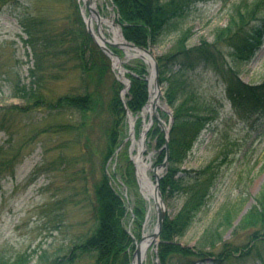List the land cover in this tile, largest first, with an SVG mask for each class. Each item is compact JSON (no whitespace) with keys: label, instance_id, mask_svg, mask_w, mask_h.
<instances>
[{"label":"trees","instance_id":"1","mask_svg":"<svg viewBox=\"0 0 264 264\" xmlns=\"http://www.w3.org/2000/svg\"><path fill=\"white\" fill-rule=\"evenodd\" d=\"M7 1L16 0H0L2 3ZM200 1L203 0H111L115 21L126 40L151 47L160 43L168 33L174 38L173 48L157 57L159 81L168 82L164 94L173 109L168 166L160 179V189L163 195L168 196L182 190L186 197L178 212L172 217L166 215L162 223L156 246L160 264H196L209 256L226 259L236 252L245 257L264 246V184L255 197V203L240 216L235 226V229L248 230L249 238L242 247L222 241L224 232L233 226L239 215L240 206L221 208L215 227L205 228L195 246L182 245L174 240L187 231L196 213L206 203L213 174L206 178L193 175L185 179L178 174L180 164L200 136L207 117L197 108L192 92L177 100V85L168 75L169 64L178 63L185 69L199 65L209 67L222 77L225 96L234 106L247 105L252 111L264 108V78L253 83L244 82L238 76V68L253 58L264 38V0L233 2L223 8L226 21L215 26L212 41L202 39L198 44L188 45L192 27L186 24L185 18L190 8ZM70 5L68 14L49 17L46 23L33 16L24 17L25 42L32 48L34 56L33 66L28 70L29 82H16L14 86V95L21 97L24 105L0 108V114L9 112L17 115L34 109L45 110L51 115L64 111L77 113L76 121L49 122L35 135L61 133L66 141L65 144L61 142V147H68L69 142L78 146V153L70 157L60 153L57 160L62 166L54 169L79 180L84 200L92 205L91 224L84 232L55 249L40 245L32 252H21L14 257L0 255V264H31L34 258L35 264H131L134 245L126 227L130 200L113 184L119 178L129 189L135 187L133 163L127 152L122 150L121 135L126 115L120 96L123 84L112 77L109 57L87 32L77 0H70ZM62 19L63 23L60 22ZM223 47L228 49L227 54ZM227 56L231 61H227ZM125 67L126 76L130 79L126 105L136 115L148 100V72L140 63ZM70 73L77 74L81 82L79 88L68 90L56 98L46 97L43 91L48 89L46 83ZM102 120L104 126L99 128ZM141 122V119L137 121V131L141 129ZM148 132L156 138L160 149L165 143L163 132L158 127ZM12 149L0 145V174L14 170L18 152ZM157 155L163 161L165 148L158 150ZM114 156L117 157L116 165L109 170L106 163ZM97 158L100 166L95 163ZM46 163L51 166V163ZM146 211V202L136 199L132 225L137 237L141 235L139 231ZM219 244L221 247L216 253Z\"/></svg>","mask_w":264,"mask_h":264},{"label":"rangeland","instance_id":"2","mask_svg":"<svg viewBox=\"0 0 264 264\" xmlns=\"http://www.w3.org/2000/svg\"><path fill=\"white\" fill-rule=\"evenodd\" d=\"M238 1L203 0L190 8L185 18L186 24L192 27L188 45L198 44L202 39L212 41L215 26L223 25L226 21L223 14L225 7ZM1 3L0 108L6 109L12 105H24L21 97L14 95V86L16 82L25 84L29 82L28 70L34 61L32 48L25 42L27 35L22 23L24 17L33 16L43 19L46 23L45 20H49V17L68 14L71 5L70 0H16ZM97 8L102 16L115 22L114 6L110 0H97ZM63 20L60 22L63 23ZM68 22L69 20L66 24ZM93 27L96 28L95 22ZM106 28L107 26L103 25L102 33L106 38L112 39L111 32ZM173 39V34L168 33L160 43L149 48L156 59L173 48ZM114 49L119 58L123 59L124 67L137 63L144 65L148 72L146 76L148 81L150 69L142 58L126 60L123 49L117 47ZM222 50L227 54V48L223 47ZM226 59L228 61L230 57L227 56ZM109 64L112 77L121 82L117 78L121 75L115 69L112 58H109ZM169 65V78L177 85V100L192 92L197 108L207 117L200 136L180 164L178 174L184 179L193 175L206 178L213 174L206 203L196 213L187 231L179 237H174V240L182 245L195 246L205 228L215 227L221 208L240 206L239 215L233 221V226L224 232L222 241L242 247L249 238L248 230L235 229V226L240 216L255 203V197L264 184V108L252 111L247 105L234 106L225 96L222 77L209 67L199 65L194 69H185L180 68L178 63ZM124 74L126 75V72ZM76 75L70 73L64 78L46 83L48 89L43 90L44 94L52 99L68 90L79 88L81 82ZM238 76L244 82L258 83L263 80L264 38L253 58L238 68ZM122 84L124 87V83ZM167 87V81L160 82L158 99L165 103V110L169 112L159 107L156 109V114L165 127L169 126L171 118L173 122V109L167 103L164 94ZM126 93L123 95L124 99ZM44 111L34 109L16 113L17 115L9 112L0 114V145H4L5 148L12 147V150L18 152L13 172L0 174V255L4 257H14L25 251L32 252L40 245L55 249L84 232L91 224L92 205L84 200L78 185L79 180L74 176L66 177L62 171L54 169L62 166L58 165L57 160L60 153L70 157L78 153V146L69 142L68 147H61V142L63 144L66 142L65 135L61 133L42 132L35 135L37 130H42L49 122L76 121L77 113L64 111L58 115H51ZM139 119L142 124L141 129L137 131L136 124ZM149 121L151 125L146 132L142 152L144 159L150 160L153 167L162 161L157 155L159 147L156 138L148 134L149 130L159 128L152 114L147 113L144 118L140 115L136 118L133 124V137L138 141L144 122ZM124 122L121 135L124 145L122 150L127 152L130 159L135 150H131L130 125L126 115ZM104 123L102 120L99 128H102ZM93 141L95 142V136ZM45 162L51 163V166H47V163L45 165ZM116 162L117 157L114 156L107 161L106 167L110 170ZM95 163L100 166L99 158ZM167 166L168 163L161 171L162 176L166 173ZM148 173L153 179V171L148 170ZM113 184L120 194L130 200V204L127 205L129 215L126 227L135 246L134 241L139 237L133 232V206L138 198L144 200L146 206L147 201L142 196L136 176L134 189L124 186L119 178H116ZM185 197L186 194L182 190L170 196L163 195L166 215L172 217L177 213ZM155 221L156 215L152 207L147 223L150 232L154 230ZM144 229L142 226L139 233L144 232ZM220 245L216 253H219ZM155 247L154 241L148 245L143 264H157ZM259 249L258 252L254 251L245 257L239 252L226 259L209 256L196 264H264V246ZM35 262L36 258L31 264Z\"/></svg>","mask_w":264,"mask_h":264},{"label":"water","instance_id":"3","mask_svg":"<svg viewBox=\"0 0 264 264\" xmlns=\"http://www.w3.org/2000/svg\"><path fill=\"white\" fill-rule=\"evenodd\" d=\"M91 4H92L91 0L82 1V5L84 6V8H86V10L88 12L87 15L84 14L83 8H81L82 9L81 10L82 16H83L85 24H86V29H87L88 33L93 37V39L99 44V46L110 56V58H112L113 61L115 58L119 59V56H118V54L113 52L109 46H113V47L123 49L121 44H125L128 47L139 51L140 53L141 52L147 53L151 57L150 62L144 61L150 69L149 70L150 71V77L148 79L149 80L148 81L149 99H148V102L145 104L144 108L146 107V105L148 103H150L151 111H152V112H150V114H152V116L157 121V124L161 127V129L164 132V136H165L164 147L166 149V152H168L169 128H170V126L165 127L163 125L161 118L159 116H157V114H156L157 107H159L160 109H162V107L157 105V99H158V95L160 93V90H159V84L160 83H159L158 64H157V60H156L155 56L152 54V52L149 48H147L145 46H141V45H136L135 43L126 40L123 36V33H122L120 27H118V28H119L121 36L123 38L122 43L111 42L110 39L106 38V36L102 33L103 32V26H101V19L103 16H101V14L98 12V10H96L95 8H92ZM93 20H95V23H96L95 30L93 29ZM97 36L102 40V42L98 41ZM120 66H121L122 72L126 71V69L122 65V63H120ZM118 72L120 73L119 70H118ZM121 81L123 83H125V87L123 88V90L121 92L122 100L124 102L123 93L129 87L130 81H129V78H127L125 75H122ZM152 92L154 93V95L151 98ZM124 106L126 108L125 102H124ZM162 110H164V109H162ZM165 112L168 113L169 111L165 110ZM129 115L130 114L128 111L127 116H126L128 121H129ZM171 120H172V118H171ZM171 120L169 121L170 124L172 122ZM129 124H130V121H129ZM149 124H147L146 127L143 128V131H142L141 136H140V141L142 143V147L145 145L144 138L146 136V132H147ZM129 136H133V126H131V125H130V129H129ZM141 151H143V148ZM131 159H132V156H131ZM133 164H134V169H135V174H136V165H135L134 161H133ZM166 164H167V156L162 163L157 164L151 168V170L153 171V179H151V182H153V184H154V191H153L152 200H153L154 213L156 215L155 226H154V230L152 232H150V234L145 235L143 232L141 234L140 239L137 242H135V246H134V249H133L132 255H131V264H142L143 263V260H144V255H143V250H142L143 241H145V240L147 241V245L145 247H147L152 241H154V243L157 244L159 233H160L162 223H163V220H164V217L166 214V205H165V201L162 197L160 185H159L161 176L157 174L156 170L159 168L165 169ZM136 179H137V182L139 183L137 175H136ZM139 186H140V184H139ZM157 263H158V261H157Z\"/></svg>","mask_w":264,"mask_h":264},{"label":"bare ground","instance_id":"4","mask_svg":"<svg viewBox=\"0 0 264 264\" xmlns=\"http://www.w3.org/2000/svg\"><path fill=\"white\" fill-rule=\"evenodd\" d=\"M81 1H84V0H81ZM91 2H92V4H91L92 8H95L96 10H98L97 0H91ZM83 9H85V11H86V8H84V6H83ZM85 11L83 10L84 14H85ZM98 12H99V10H98ZM93 21L95 22V20H93ZM103 25H106L107 26L106 29L111 32V35H112V39H110L111 42H119V43L123 42V38L121 36L120 30H119L118 26L113 22L112 19L106 18L103 16L101 19V26H103ZM121 46L123 47V50L125 52V58L124 59L127 60V59H131V58L140 57L144 61H147V62L151 61V57L147 53H144V52L140 53L139 51L134 50L125 44H121ZM122 60L123 59L115 58L113 64H114V67L116 69H119L120 74L124 75L122 70H121V66H120V63L122 62ZM153 95H154V93L152 92L151 98L153 97ZM157 105L162 107V109H164V111H165V108H166L165 103H163L159 99H157ZM150 110H151V105H150V103H148L146 105L144 111L142 112L141 116H145L147 113H150ZM137 117L138 116L129 115V121H130L131 126H133ZM132 150H135V152L132 154V159L136 165V175H137V178H138V181L140 184V190H141L144 198L150 201V206H149V211H148V214L150 217V215L152 213V207H153V203L151 200H152L153 191H154V184H153V182H151V175L148 173V170H150L152 168L151 161L148 162L144 159V155H143V153H141L142 152L141 151L142 150V143L140 140H138V141L134 140L133 141ZM161 171H162V169H160V168L156 170L157 174L160 176L162 175ZM148 218H147V221L144 225V228H145L144 234L145 235L150 234V230H148V228H147ZM146 245H147V241L145 240V241H143V247H142L144 257L146 256V252H147V247H145Z\"/></svg>","mask_w":264,"mask_h":264}]
</instances>
